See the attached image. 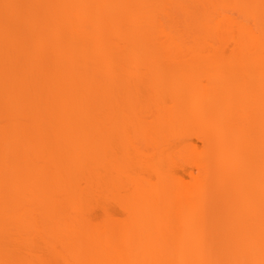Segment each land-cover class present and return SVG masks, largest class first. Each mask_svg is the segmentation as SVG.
I'll list each match as a JSON object with an SVG mask.
<instances>
[{
  "label": "bare ground",
  "instance_id": "6f19581e",
  "mask_svg": "<svg viewBox=\"0 0 264 264\" xmlns=\"http://www.w3.org/2000/svg\"><path fill=\"white\" fill-rule=\"evenodd\" d=\"M228 48L262 54L254 72L264 70V0H0V264H45L43 240L34 243L43 231L73 241L71 254H131L129 238L127 253L113 240L132 222L148 224L136 253L151 255L147 264H264V71L257 87L244 85L251 101L240 114L228 105L236 90L227 82L246 80L242 66L216 67L212 78L179 60L194 64L180 76L177 61ZM125 55L163 65H134L124 76ZM197 84L206 92L193 105ZM217 110L225 123L214 129L207 124ZM228 140L242 142L231 159L221 153ZM180 152L198 163L179 164ZM246 164L259 167L262 184L248 176L254 183L240 187ZM221 176L229 180L216 184ZM254 185L263 187L256 197ZM251 190L257 204L235 206ZM179 211L184 251L161 245Z\"/></svg>",
  "mask_w": 264,
  "mask_h": 264
},
{
  "label": "rangeland",
  "instance_id": "374dc122",
  "mask_svg": "<svg viewBox=\"0 0 264 264\" xmlns=\"http://www.w3.org/2000/svg\"><path fill=\"white\" fill-rule=\"evenodd\" d=\"M218 8H220V7H218ZM231 10H229L228 12H230ZM228 15H233V17H236L237 18V14L235 13V12H230V14L229 13H227ZM263 55L262 54H259V53H252L251 55H248V56H246V57H244L242 54H240V53H237V52H235V51H233L232 50V48H228L227 50H225V51H222V52H214V53H209V54H199V55H195V57H193V56H190V55H186V56H180L178 59H177V61L179 62V60L180 61H182L181 63H183V64H187L186 63V61L188 62V60L187 59H193V60H191L190 62H194V60H195V62H197L196 63V65L195 66H197V64L199 63V65H200V67H199V65L195 68V70H198L199 68H200V70L199 71H197V73H199L200 75H202V76H204V75H206L207 74V72L208 71H212L213 69H214V72L215 71H217L216 70V67H219V70H221V68H223V69H225V67H236L237 65H239V66H242L241 68H244V71H245V73H243L245 76H244V78H246V80L245 79H240V78H238V76H240V75H238V76H236V74H235V76L238 78H236V79H233L231 82H227V84L229 85V87L230 88H227L228 90L229 89H231V87L233 88V89H235L236 90V92L235 93H238V95L237 94H233L232 95V92H231V99H230V101H228V105H229V107L230 106H232V107H234L235 108V111H238L240 114H241V112H242V114L243 113H246V111H247V106H249L248 104H247V102L246 101H251V97H250V99H249V97H247V98H245L246 96H248V95H246V93H247V91L245 92V90H247V89H245V87L246 86H244V85H247V84H251V87H257V85H258V83H259V80L261 81V76H262V73H263V69H261V70H257L258 72H254V70L256 71V69H254L255 68V66H256V63H258V61L260 62V61H262L261 59L263 58L262 57ZM135 58V57H134ZM133 57H130L129 55H125V56H123L122 58H120V63H119V67H120V70L121 69H123V70H121V73L123 72V74H124V76H126L127 75V73L129 72V71H131V70H133V68H135L134 67V65L137 67H139V65H141V66H143V65H145L144 67H146V65L147 66H149L148 68H150L151 67V65L152 64H155V63H157V61H155L154 60V58L152 59V58H150L149 60H147V59H142V58H135L134 59ZM140 59V60H139ZM141 59H142V61H141ZM158 59V58H157ZM139 60V61H138ZM186 60V61H185ZM147 61V62H146ZM161 61V60H160ZM176 61V63L175 64H177L178 62ZM183 61H185V63L183 62ZM137 62V63H136ZM146 62V63H145ZM150 62V64L148 65V63ZM163 62H165L164 61V59L162 60V62L161 63H163ZM152 63V64H151ZM180 63V62H179ZM178 63V65L179 66H182L181 65V63L179 64ZM241 64V65H240ZM157 64H155V66H156ZM163 64H161V65H157V66H162ZM188 65V64H187ZM153 66V65H152ZM166 66V65H165ZM193 67H194V64L192 65ZM191 66V68H192V70L194 69L193 67ZM238 66V67H239ZM118 67V68H119ZM178 67V66H177ZM184 67L185 68H183V66L181 67V69H182V73L180 72V76L182 75H186L187 74V72L184 74V71L183 70H187V71H189V70H191V69H187V67H186V65H184ZM189 68H190V66H189ZM198 68V69H197ZM129 69V70H128ZM174 69V72H179V70L178 69H176L175 67L173 68ZM201 69H202V71H201ZM203 69L206 71V70H208L206 73H203V72H205V71H203ZM238 69V68H237ZM236 69V70H237ZM239 69H240V67H239ZM192 70H191V74H192ZM181 71V70H180ZM195 72V71H194ZM213 72V71H212ZM211 73L210 72V74L208 73L207 75H206V77H208L209 75V77H212L213 78V76L215 77L216 75H215V73ZM253 72H254V74H256V75H254L253 74ZM189 74V73H188ZM194 74V73H193ZM212 74H214L213 76H212ZM241 74V73H240ZM243 74H241V75H243ZM257 74H258V76H257ZM176 75H178V73L176 74ZM248 75V76H247ZM251 75V76H250ZM255 76L258 80H256V83H255V79L253 80V77L252 76ZM261 75V76H260ZM123 76V75H122ZM190 76V75H189ZM260 76V77H259ZM205 77V76H204ZM242 77V76H241ZM203 80H204V78H203ZM203 80L201 81V83L199 82V85L200 84H204V82H203ZM254 81V82H253ZM203 82V83H202ZM218 83V84H217ZM222 83V82H221ZM220 82H214V83H212V86H216V85H220L221 84ZM225 83H226V81H225ZM224 82L221 84V85H223V84H225ZM255 83V84H254ZM207 84V82H205V85ZM262 83H260V85H261ZM199 85L197 84V86H195V85H193L192 86V88L190 89V91H192V93L190 92V96H191V98H190V96H189V99H188V101H189V103H194V101L196 102H198L199 100L202 102V100H203V97H202V93H204V92H206L205 91V85H201V87H199ZM220 85V86H221ZM232 85V86H231ZM253 85V86H252ZM209 86V85H208ZM225 87H226V85H224ZM205 88V89H200V88ZM222 87V86H221ZM220 87V88H221ZM242 87V88H241ZM247 87H249V86H247ZM246 87V88H247ZM223 88V87H222ZM197 89H199L198 91H197ZM232 89V90H233ZM243 89V90H242ZM193 91H195V92H193ZM203 91V92H202ZM231 91V90H230ZM244 91V92H243ZM202 92V93H201ZM200 94V96L199 95H195V96H193L192 97V95H194V94ZM245 93V94H244ZM239 95H241V96H239ZM204 96V95H203ZM195 97V98H194ZM199 97H200V99H199ZM202 97V98H201ZM232 97H233V99H232ZM194 99V101H193V99ZM197 98V99H196ZM240 99V100H239ZM243 99H245V100H243V102H242V100ZM193 102H192V101ZM249 101H248V103H249ZM231 102H233L232 104H231ZM238 102H240V103H238ZM244 102H246L245 103V105H244ZM198 103H200V102H198ZM242 103V104H241ZM192 104H189V106H192ZM231 104V105H230ZM250 104V103H249ZM194 105V104H193ZM238 105H240V106H238ZM242 105H244L243 107H242ZM232 107H230V109H233ZM241 108V109H240ZM243 108V109H242ZM234 110V109H233ZM241 111V112H240ZM220 114H222L221 112H218V110L217 111H213L212 112V114L209 116V121H211V122H208L209 124H207V126L208 127H210L211 125H212V127L215 129L217 126H219V128H221V125L222 124H220V123H225L224 122V120L225 119H222L221 117H225V115H220ZM216 115V116H215ZM215 116V117H214ZM220 116V117H219ZM217 117V118H216ZM219 119V120H218ZM244 119L242 118V120H239L238 122H237V127L239 126V127H242L243 125H245V121H243ZM220 121V122H219ZM217 122H219V123H217ZM240 125H239V124ZM242 123V124H241ZM214 125V126H213ZM216 125V126H215ZM197 126V125H196ZM197 127H199V128H196L195 127V129L194 128H192V133L193 134H196V129H198L199 131H198V133L197 134H199L201 131H200V128H201V130H203V126H197ZM243 128V127H242ZM242 128H241V130H242ZM194 129V130H193ZM208 129H210V128H208ZM217 130V129H216ZM215 130V131H216ZM220 130V129H219ZM215 134V133H214ZM216 135V134H215ZM218 135V134H217ZM214 136V135H213ZM214 137H217V139H218V136H214ZM212 139H216V138H212ZM216 139V140H217ZM216 140H215V142H216ZM212 142H213V140L211 141V145L209 144V146H211V147H213L212 146ZM218 142V141H217ZM238 142V143H237ZM236 143V144H235ZM239 143L240 144H242V142H240V141H235L234 140V142H231V140L229 141L228 140V142L225 144V146H223V148H221V153L224 155V156H227V157H229L230 159L231 158H233V156H234V150H236V152H238V153H240L241 151H242V149H240L239 147H238V145H239ZM215 144V143H214ZM218 144V148L217 149H219V146H220V144H219V142L218 143H216V145ZM196 145H197V147H201V143L200 142H196ZM236 145V146H235ZM233 146V147H232ZM239 146H241V145H239ZM238 147V148H237ZM233 150H232V149ZM215 149V148H214ZM240 149V151H238V150ZM208 151L207 149H203V150H200V151ZM205 151V152H206ZM214 151V150H213ZM210 152V151H209ZM212 152V151H211ZM210 152V153H211ZM218 152V151H217ZM235 152V153H236ZM181 153V152H180ZM183 153V154H182ZM181 154H176L175 155V157L177 158V157H179L178 159H175L176 161L178 160L179 162V164H183L184 166H186V165H189V166H187V167H190V165L193 163V164H195V163H198L197 161H198V158L196 157L195 158V154H193L192 155V153L189 155V154H187L186 152H182ZM184 153H186V155L184 154ZM207 153V152H206ZM216 153V152H215ZM230 154V156H229V154ZM237 153V154H238ZM208 154V153H207ZM207 154H205L204 155V153H203V155L206 157V155ZM211 154H213V153H211ZM210 154V155H211ZM233 154V155H232ZM180 155V156H179ZM216 155V154H215ZM231 155H232V157H231ZM184 156V157H183ZM203 156V157H204ZM209 156V155H208ZM215 158H216V156H214ZM227 157H224V158H227ZM229 158H227V159H229ZM207 159V158H206ZM214 159V158H213ZM193 164H192V166H193ZM251 164V163H250ZM250 164H249V166L247 167V165L248 164H246V169L243 167V166H245V163H244V165L242 166V170L240 169V171L238 172L239 173V177L240 176H242V178H241V181L239 180H237L239 177H238V174H235L236 172H233L236 176L235 177H238L237 179L234 177V174H231V176H228V178L230 177H232L233 178V180L231 179V181H233L232 183L233 184H231V186L233 187V185H234V182L237 180L238 182L237 183H241L240 185V187H243V183L244 184H247V182L250 180V179H252L253 178V176H254V178H253V180L255 179V176L258 174V175H260L261 176V173H257V171H260V170H256V168L258 167V166H256L255 168H251L250 167ZM255 164V163H254ZM255 166V165H254ZM253 165H252V167H254ZM196 168V167H195ZM195 168L193 167V168H191L192 169V171H193V173H194V176H196L197 175V171L195 170ZM244 168V169H243ZM259 168V167H258ZM247 169H249V170H247ZM245 170H247V171H245ZM246 172L247 173V175L244 173V172ZM249 171V172H248ZM254 171V172H253ZM241 173V174H240ZM245 174L247 177H243V174ZM253 174V175H252ZM248 176H251L252 178H250V177H248ZM222 177V176H221ZM257 177V176H256ZM259 177V176H258ZM218 178H220V177H218ZM217 177H216V179H217V181H214L215 183L216 182H218L219 180L221 181H226V180H223V178L224 177H222L221 179H218ZM239 178V179H240ZM249 178V179H248ZM192 179V178H191ZM191 179L188 177L187 179L185 178V180H186V182L187 183H189V181H191ZM246 179V180H245ZM259 179V180H258ZM256 178L255 180L256 181H261V178L259 177V178ZM229 180V179H228ZM244 182H243V181ZM248 180V181H247ZM253 180L251 181H249L248 183H250V182H252L251 183V185L254 183L253 182ZM254 180V181H255ZM154 181V180H153ZM245 181H247L246 183H245ZM255 181V182H256ZM191 183V182H190ZM222 183V182H221ZM226 183V182H225ZM237 183H235V184H237ZM258 182H256V184H257ZM217 184V183H216ZM228 184V183H227ZM229 184V185H230ZM255 184V185H256ZM261 184H262V181H261ZM260 184V185H261ZM248 185V184H247ZM250 185V186H251ZM255 185L253 186L254 188H252V189H254V190H257L256 192H255V194H257V195H255L254 193H253V191L254 190H251L252 192L251 193H253L252 194V196L253 195H255V197L256 196H258V194H259V191H260V189H262L263 187H261V186H257L258 187V189H256L255 188ZM235 186V185H234ZM237 186V185H236ZM244 186H246V185H244ZM239 187V186H238ZM261 187V188H260ZM251 194L249 193V198L246 200V197L245 198H240L239 200H237L236 201V203H235V206L237 205V207H240V208H244L245 207V205L247 204V202L249 203V205L250 204H252L251 206H253V205H255V204H257V199L253 196H251L252 197V200L250 199L251 197ZM241 200V201H240ZM247 201V202H246ZM251 203H250V202ZM110 204L111 205H113L111 202H110ZM42 204H40V206H41ZM244 205V206H243ZM38 208H39V206H37ZM43 209H45L44 207V205H42L41 206ZM41 207L39 208L40 210H41ZM113 208H114V210H113ZM110 209L111 210H113L115 213L117 212L118 214L121 212V210H119L117 207H110ZM117 209V210H116ZM99 213H100V211L99 210H94V213L93 214H95V215H99ZM122 213V212H121ZM120 213V215H118L117 214V216L116 217H119L120 218V216H123L124 217V215H123V213L121 214ZM177 219L176 220H178V223H177V226H176V228L175 229H173V231L171 232V235L169 234V236L168 235H166V238H165V240H164V244H161L162 246H166V249H169L171 246H172V244H173V242L174 241H176V243H178L179 244V247H180V250L181 251H184V249H186V247H187V242H188V234L186 233V230H185V228H184V225H183V221L185 220V217H186V213H182V211H179V212H177ZM121 219V218H120ZM141 226H139V224L137 225V223H127L125 226H122L121 227V229L119 228V229H117L116 230V232L118 231V230H121V231H118V232H120V236H119V238H118V235L116 236L118 239H114L113 240V244H114V242H116V246L118 247V249H120V250H122L124 253H127V251H125L124 249H126L125 248V244H130V247H129V249L128 250H130L131 251V254H128L127 253V255L126 254H124V255H118V256H115V255H113V256H111V255H109V256H102V254H100V255H98V257H96L97 259H95V255H91L90 253H88V252H86L87 254H83L82 256H80V254H78V253H72L71 254V252H74V251H72L71 249L70 250H68L69 248L68 247H70V246H68L67 244H69L70 245V243L69 242H71V244L73 243V241H68V243L66 244V245H64L65 243H60V241H58V240H61L62 241V236H57V235H52V234H48V232H46V231H43V233H40L39 234V237H36L35 238V240H34V243L35 244H37L38 245V243L39 242H41L42 240V242L39 244V246L37 247V254H38V252H39V250H40V255H43L42 256V258L44 259V263L45 264H53L55 261V263L54 264H62V262H63V264H143V262H146L145 264H147V263H149L150 261H152V258L150 259V261L148 260V262L146 261L147 259H149L150 258V256H148L147 255V259L144 261H142V257L140 258V256H136L137 254L136 253H138L139 252V244H141V243H143V242H141L142 240H144L142 237H144V235H142L143 233H144V228H142V226L144 225V226H146L147 227V225H145V224H140ZM150 225H152V226H154L155 225V227H159V225L158 226H156L157 224L155 223L154 225L153 224H150ZM161 225V224H160ZM150 226H148V228H149ZM154 228V227H153ZM153 228H152V230L150 231L149 229V232H148V235L149 234H152V231H153ZM146 230V229H145ZM147 230V231H148ZM157 229L155 228V230L154 231H156ZM153 231V232H154ZM116 232H114V233H116ZM117 232V233H118ZM157 232V234H159L158 233V231H156ZM155 232V233H156ZM146 233L147 232H145V235H146ZM154 233V234H155ZM127 234V235H126ZM154 234H152V235H154ZM157 234H155V236H158ZM48 235V236H47ZM142 235V236H141ZM51 236V237H50ZM147 236V235H146ZM41 237V238H40ZM122 237H124V239H126V238H129L128 239V241L129 242H126L125 244H124V242H125V240L122 238ZM148 237V236H147ZM39 238V239H38ZM49 238V239H48ZM54 240H53V239ZM64 238V237H63ZM142 238V239H141ZM150 238V237H149ZM158 238V237H157ZM41 239V240H40ZM146 239V241L145 242H147V239L148 238H145ZM39 240V241H38ZM50 240H52V241H50ZM63 241H67V240H63ZM126 241H127V239H126ZM131 241V242H130ZM46 242V243H45ZM51 242H53V243H51ZM58 242H59V244H61V246H59V244H58ZM140 242V243H139ZM49 244V245H48ZM52 244H54V246H56L55 248H56V251H58L57 252V254L56 253H54V251H53V247H52ZM56 244V245H55ZM58 244V245H57ZM62 244L64 245V247L62 246ZM102 244H103V242H102ZM102 244H100L101 246H102ZM122 244H124V245H122ZM100 245H98V246H100ZM141 245H143V244H141ZM52 248H51V247ZM65 246H67V248L65 247ZM105 246V245H104ZM39 248H41V249H39ZM51 248V249H50ZM64 248H66V250L64 249ZM59 249V250H58ZM60 249H62V251L60 250ZM42 250V251H41ZM129 251V252H130ZM43 254H42V253ZM55 254V256L57 257V258H61L60 260H59V263H58V259L56 258V257H54V255L52 254ZM61 252H63V254L62 255H60L61 254ZM133 252V253H132ZM70 253V254H69ZM77 254V255H76ZM79 255V256H78ZM89 255V256H88ZM51 256V257H50ZM85 256V257H84ZM146 256V255H145ZM53 257V258H52ZM87 257V258H86ZM144 257V256H143ZM52 260H51V259ZM67 258V259H66ZM86 258V259H85ZM99 258V259H98ZM145 258V257H144ZM65 259V260H64ZM67 260V261H66ZM165 260V259H164ZM60 261H61V263H60ZM69 262V263H68ZM163 262V261H162ZM182 262V261H181ZM166 263V262H165ZM160 264H164V262L163 263H160ZM169 264V263H168Z\"/></svg>",
  "mask_w": 264,
  "mask_h": 264
}]
</instances>
